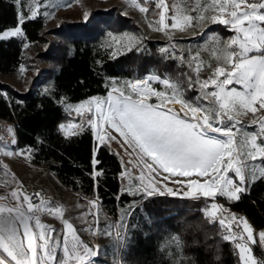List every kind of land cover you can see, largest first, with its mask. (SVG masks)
Wrapping results in <instances>:
<instances>
[{
  "label": "trees",
  "instance_id": "obj_1",
  "mask_svg": "<svg viewBox=\"0 0 264 264\" xmlns=\"http://www.w3.org/2000/svg\"><path fill=\"white\" fill-rule=\"evenodd\" d=\"M16 1L0 0V32L18 24ZM140 3L148 9L145 14L150 20L158 17L156 0L147 3L140 0ZM22 12L24 37L0 40V75H16L22 67L36 66L38 60L44 59L45 50L38 48L46 45L48 34L72 31L73 26L65 23L47 30L41 14L28 18L27 10ZM106 15H112L111 11ZM102 37L70 39L67 44L70 49L65 50L53 74L50 95L31 90L40 76L24 92L0 82V116L15 122L17 148L28 152L34 164L48 169L62 186L80 198H99L110 222L118 220L124 231L120 249L122 264H241L232 241L224 239L225 228L219 222L222 218L207 213L210 202L171 198L156 192L145 196L141 192L124 191L119 181L122 159L107 142L96 148L89 126L68 136L60 129V124L78 119L63 110L61 100L77 102L102 97L113 86L128 90L134 80L144 85L139 82L145 79H139L147 74L176 84L183 93L182 99L193 106L211 103L197 87L194 73L184 60L160 50L163 41L142 38L132 48L114 54ZM190 40L192 37L187 41ZM31 50L37 51L29 55ZM189 78L192 87L188 86ZM151 84L160 92L172 94V89L162 83ZM94 159L99 162L95 166ZM97 171L102 175L97 176ZM218 197L225 200L224 195ZM231 207L255 229L264 232V177L253 179L239 199L232 200ZM251 250L259 262H264V251L257 240L251 244ZM89 262L113 264L101 254Z\"/></svg>",
  "mask_w": 264,
  "mask_h": 264
},
{
  "label": "rangeland",
  "instance_id": "obj_2",
  "mask_svg": "<svg viewBox=\"0 0 264 264\" xmlns=\"http://www.w3.org/2000/svg\"><path fill=\"white\" fill-rule=\"evenodd\" d=\"M156 1L159 3V0ZM220 2L223 3V0H220ZM249 2H252V0H249ZM16 3L19 8L18 17L19 14H23L22 10L24 9L28 12V18L30 17L31 11H35V17L39 14L45 17V29L47 30L57 28L61 23L71 24L73 26L71 32L67 31L59 35L48 34L46 45L38 48L39 51L45 50V54L43 56L44 59L38 60L36 63L37 67H22L16 75H0V82L9 84L20 92L27 91L33 79L40 76L39 82H37L38 84L34 85L31 90L40 94L50 95L53 89V74L59 68L61 56L65 50L70 49L67 46L68 42L71 38L75 37L97 38L101 35V37L103 36L104 42L110 46L114 54L132 48L140 43L142 38L161 40L163 43L160 45V50L167 56L181 57L184 60L185 64L194 73L197 87L203 95L205 92H211L214 89L212 86H209V90L208 88L204 89L200 87V83L207 80L217 67H224L227 71L232 66L231 63L225 64L222 60L217 59V57L220 55L219 49L228 44L237 33L230 26L214 22L211 19L212 16H217L220 19L230 18L227 15V10L221 13L218 6L208 8L211 0H163V5L159 7L158 17L155 20H150L145 12L139 10L140 7H143L140 0H17ZM205 8H208V10L205 11ZM244 9L245 5L241 4V10ZM110 11L112 15H106ZM161 15H163L162 23L160 22ZM121 17H127V19L122 20ZM185 17H191L192 19L185 22ZM174 18L181 20L184 24L183 30L180 27L172 26ZM212 25H216V27L210 29L209 27ZM17 26L18 24L15 27L4 29L0 34L14 29ZM19 26L22 29V25ZM23 37L24 33L22 29V35L19 38ZM191 37L192 40L188 42L187 40ZM36 51H29V55H33ZM193 57L196 59L193 60ZM197 63H199L200 67L199 73L194 70ZM149 77L151 79H148ZM157 78L159 77L150 74L143 75L139 80L145 79L144 85L134 83L137 81L134 80L129 84L128 90L113 86L108 93L120 94V92H124L126 96H131L132 99H145L148 103L155 105L158 103V98L155 95L149 96L147 93L158 91L151 84L152 81L165 85L163 83L165 79ZM229 87H237L239 90H242L237 85H231ZM142 88H147V92L143 91ZM165 96L170 97L171 93H165ZM152 97L156 100L151 101L150 99ZM160 99L163 100L164 98L162 97ZM205 99L212 104L214 98L207 96ZM95 101H99L101 106L104 107L107 100L105 96H94L77 102H71L65 99L59 102L65 112L78 117L77 120L73 119L67 123L60 124V129L66 136L77 132V129L70 128V125H76L80 129L83 126H89L95 134L97 127L88 123L89 119L95 120L98 126L102 123L101 120H97L95 117ZM89 102L92 103L90 104ZM170 104L168 103L167 106L170 107ZM81 105L84 108L79 112L76 111ZM254 107L257 108V111L252 112L247 109H239V114L235 116V120L238 123L232 129L234 148L233 166L238 167L241 164L247 165L244 169L246 177L253 170H256L257 178L260 177L259 170L264 168V157L257 156L255 159L246 158L244 153L250 149L241 147L242 140L260 131V121L264 120V110L259 108V104L254 105ZM225 123L229 124L231 122L225 120ZM61 125L65 127L61 128ZM215 135L218 138L226 139L219 134ZM117 138L121 139L118 134ZM112 141L107 140V138L105 139V142L109 146ZM13 142L6 145L4 151H0V154L11 163V168L9 169L1 167L0 205L16 208L18 202L12 196L13 192L20 195L21 202L25 194L31 197L32 203L35 205H39L43 201L44 205L53 211L41 210L36 215L39 216L42 224L51 226L56 230L53 234L54 236L63 240L65 233L68 232L65 222L70 223L75 230V236L84 245H87L95 251V256L101 254V256L112 261L113 264H120L118 263V258L124 240V231L120 229L118 220L112 219L110 222L107 214L93 197L82 196L80 198L79 195L62 186L57 178L45 167L31 165L16 158L11 151ZM257 143H261L259 138L257 139ZM129 150L132 152V149ZM16 154L23 159L31 160L29 153L22 149H17ZM133 155H135L134 158L139 162L142 159L151 161L150 158L143 157L142 154L141 158H137L136 152H133ZM122 163L123 171L120 174L119 181L124 191L141 192L146 196L148 192H152L153 188L156 189V193L162 194L161 187H167L169 189L172 186L171 183L163 180L161 186L155 178L145 175V173L143 178H141V172H138L136 165L131 162L124 163L123 159ZM225 175L233 177L234 180H238L232 171H228ZM206 179L207 177H201V183L205 182ZM252 180L246 179L245 190ZM221 186H223V182H221ZM214 191L215 196L220 194L218 189H214ZM188 192L190 198H183H194V200L204 199L210 202L207 213L209 214V211H213L211 205L214 202L211 198L215 196L210 198L204 197L203 195L202 197L195 196L199 192L193 195L191 194V189ZM36 194L39 195L37 196ZM224 196L230 201L234 200L230 199L227 195ZM93 202H95V206H93ZM216 210H214L216 213L215 216L211 217L220 218L217 216ZM58 211L61 214L60 216L57 215ZM221 218L225 221L223 226L226 235L231 236L229 240L232 241L240 263L244 264V261L241 259L239 248L236 247L237 243L243 244L250 249V253L248 254L255 259L256 264H261L253 254L251 244L257 240L263 250L264 247L262 246L259 234L264 232L255 229L246 219L239 215L229 214ZM31 223L34 230L38 231V229H35V221L33 220ZM245 223L251 229V240L248 238V232L244 231ZM238 230L239 232L236 233ZM241 236L243 239H240ZM68 239L71 243V234H69ZM57 255L59 258L63 254L58 250ZM95 256L85 257V260L90 261ZM68 264H77V262L75 260H69Z\"/></svg>",
  "mask_w": 264,
  "mask_h": 264
},
{
  "label": "snow or ice",
  "instance_id": "obj_3",
  "mask_svg": "<svg viewBox=\"0 0 264 264\" xmlns=\"http://www.w3.org/2000/svg\"><path fill=\"white\" fill-rule=\"evenodd\" d=\"M241 4L245 5L244 10H241ZM161 5L163 0H159L157 7ZM216 6L221 13L227 10L230 18L220 19L212 16L211 19L230 26L237 35L219 49L220 55L217 57L225 64L231 63L230 70L217 67L207 80L200 83V87L204 89L213 87V91L204 94L205 98L207 96L214 98L212 104L193 106L182 99L183 93L176 84L165 79L163 83L172 89L170 97L159 91L148 92L147 95H155L158 98V103L153 105L146 100L132 99L131 96L120 92L115 98L109 96L108 101L112 102H106L104 107L99 101H95V117L118 134L122 147L127 146L126 152L132 149V152L137 153V158H141L142 154L143 157L151 159V163H145L150 173L160 169L175 177H207L203 183L192 179L187 182L177 180L176 183H187L193 195L199 192L204 197H214V189H218L221 195L238 200V194L245 191L246 179H255L257 175L256 170H253L246 177L244 169L247 165L233 166L232 129L238 123L235 116L239 114V109L255 112L257 108L254 105L259 104V108L264 110V0H252V2L223 0V3L220 0H211L208 8ZM208 8L204 10L207 11ZM139 10L148 11L146 7H140ZM35 15L36 12L31 11L29 18H34ZM191 19V17L184 18L185 22ZM24 20V15L19 14L18 26L0 34V39L20 37L22 29L19 25L23 24ZM160 22H163V15ZM172 26L183 30L184 24L180 19L174 18ZM194 70L199 73V63ZM231 85L240 86L242 90L229 87ZM188 86H193L191 78ZM162 97L163 100L160 99ZM171 102L180 103L188 108L191 118L187 112L182 117L180 112L168 107L167 104ZM83 108L84 106L81 105L76 111L79 112ZM198 113L202 115H197ZM225 120L231 123L226 124ZM88 123L94 127L98 126L93 119H89ZM64 127L61 125V128ZM69 127L76 128L77 131L81 130L76 125ZM215 134H220L226 139L218 138ZM106 138L111 141L115 140L116 136H106L101 131H97V141L104 143ZM258 138L261 140L260 144L257 143ZM241 147L250 149L244 153L246 158L264 157V120L260 121V131L242 140ZM132 152H128L130 157ZM97 163L99 162L94 159V166ZM153 165L156 167L154 168ZM228 171H232L238 180L226 176ZM96 175L100 176L102 172L97 171ZM143 175L142 172L141 178ZM259 175L264 177V168L259 170ZM155 191L156 189L153 188L152 192L147 194L151 195ZM168 192L171 193L172 189H168ZM12 196L18 202L16 208L0 205V249L7 253L14 264H68L69 260H75L77 264H90L85 257L95 256L96 252L79 241L70 223L65 222L68 232L61 240L53 235L56 230L42 224L39 216L36 215L41 210L52 212V209L44 205L43 201L39 205L33 204L31 197L26 194L23 195L22 202L16 192H13ZM216 208L217 205H211L213 211H209L210 216H215ZM57 215H61L59 211ZM33 220L38 231L34 230L31 223ZM224 223L223 219L220 220L221 225ZM244 231L248 232V238L251 240V229L246 223ZM69 234H71V243L68 239ZM259 236L264 241V233H260ZM230 238L231 236L227 235L224 237V239ZM240 239L243 237L241 236ZM236 247L240 250L244 264H256L255 259L248 254L250 249L240 243H237ZM58 250L63 254L59 258ZM0 264L6 262L0 258Z\"/></svg>",
  "mask_w": 264,
  "mask_h": 264
},
{
  "label": "built area",
  "instance_id": "obj_4",
  "mask_svg": "<svg viewBox=\"0 0 264 264\" xmlns=\"http://www.w3.org/2000/svg\"><path fill=\"white\" fill-rule=\"evenodd\" d=\"M149 85H150V82H149ZM108 92L104 95L106 97L107 103L112 102V101H108L109 96H111L113 98L119 96V94H116V93L110 94ZM105 111H107L106 107H105ZM199 115H202V114L200 113ZM96 129H97V131H101L102 134H105L106 136L107 135H113V136H116V138H117V133H115L114 131L109 129L108 125L106 123H104L103 121L99 126H97ZM97 131H95V134L97 133ZM95 134L93 132L95 145H96V148H98L101 143L99 141H97ZM12 141H14L13 145L11 146V151H12L13 155L25 163L37 166L31 160L29 161V160L23 159L16 154V151L18 149L17 148V136H16V124L13 120L0 116V149L6 147V145H9L10 143H12ZM119 141H120V139H118V138L116 140H113L110 143V147L113 148V150H115V152L121 157V159H123L124 163H127V162L130 163L131 162L132 164L136 165L138 172L139 171L141 173L143 172V173H145V175H149L150 177L155 178V180L159 184H161V186H162V180L171 183L172 186L169 188V189H172L171 193L168 192L167 187L166 188L161 187L162 194L161 193L160 194L163 196L171 197V198H183V197L190 198L189 192H188L190 190V188L187 186V183L180 184V183H176V181L181 180V181L187 182L188 180L192 179V180H198L200 183L202 182L201 177H196V176L175 177V176H171L169 173L163 172L160 169H157L156 172L150 173L148 171V169L145 167V163H151V161L142 159L139 162L138 160H136L134 158L135 155H133V152H132V156L130 157L128 155V152H130V150L128 149V151L126 152L125 148L127 146L125 145L122 147V145ZM0 167L6 168V169L11 168V163L2 154H0ZM153 167L155 168L156 166L153 165ZM150 177H148V178H150ZM119 179H120V175H119ZM243 193L244 192H241L238 195H242ZM195 196L202 197V195L200 193L196 194ZM93 198L100 205L99 198L97 196H94ZM211 199L213 200L214 204L217 205L216 212H217L218 217L224 218L229 214H235V215L242 216V214L240 212L235 211L231 207L232 201H230L226 196H225V200L219 198L218 196H215L214 198H211ZM238 232H239V230L236 233H238ZM118 263L122 264L120 256L118 258Z\"/></svg>",
  "mask_w": 264,
  "mask_h": 264
},
{
  "label": "bare ground",
  "instance_id": "obj_5",
  "mask_svg": "<svg viewBox=\"0 0 264 264\" xmlns=\"http://www.w3.org/2000/svg\"><path fill=\"white\" fill-rule=\"evenodd\" d=\"M143 91L147 92V88H142ZM145 100V99H142ZM170 108L180 112V115L183 117L184 113L187 112L189 118H191V112L183 107L180 103H175V102H171L170 104ZM200 113H198L197 115H199ZM262 246L264 247V241L261 240ZM0 258H2L6 264H14V262L11 260V258L7 255V253H5L2 249H0Z\"/></svg>",
  "mask_w": 264,
  "mask_h": 264
},
{
  "label": "crops",
  "instance_id": "obj_6",
  "mask_svg": "<svg viewBox=\"0 0 264 264\" xmlns=\"http://www.w3.org/2000/svg\"><path fill=\"white\" fill-rule=\"evenodd\" d=\"M219 135H220V134H219ZM4 150H5V148H1V149H0V151H4ZM55 178H56V177H55Z\"/></svg>",
  "mask_w": 264,
  "mask_h": 264
},
{
  "label": "water",
  "instance_id": "obj_7",
  "mask_svg": "<svg viewBox=\"0 0 264 264\" xmlns=\"http://www.w3.org/2000/svg\"><path fill=\"white\" fill-rule=\"evenodd\" d=\"M264 250V249H263Z\"/></svg>",
  "mask_w": 264,
  "mask_h": 264
}]
</instances>
